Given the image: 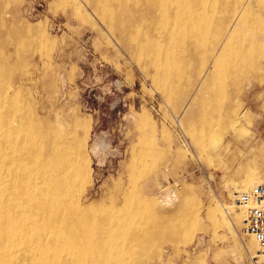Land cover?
I'll return each instance as SVG.
<instances>
[{
	"label": "rangeland",
	"instance_id": "rangeland-1",
	"mask_svg": "<svg viewBox=\"0 0 264 264\" xmlns=\"http://www.w3.org/2000/svg\"><path fill=\"white\" fill-rule=\"evenodd\" d=\"M106 1L98 12L88 0H0V88L20 117L76 138L88 170L79 196L118 224L115 253L132 264H253L232 199L264 181V80L243 83V94L222 77L206 83L214 68L199 76L197 53L179 62L183 79L158 82L146 42L155 35L165 48L175 20L140 0ZM121 3L126 16L112 13ZM200 90L209 105L183 126L185 99ZM243 112L250 121L236 139L230 123ZM170 187L180 199L164 208Z\"/></svg>",
	"mask_w": 264,
	"mask_h": 264
},
{
	"label": "bare ground",
	"instance_id": "bare-ground-1",
	"mask_svg": "<svg viewBox=\"0 0 264 264\" xmlns=\"http://www.w3.org/2000/svg\"><path fill=\"white\" fill-rule=\"evenodd\" d=\"M140 1L145 8L175 20L166 33L165 48L155 35L149 34L146 42L158 82L183 79L179 62L191 61L197 53L204 55L199 76L209 64L214 68L206 73V83L222 77L232 81L235 93L243 94V83L250 87L264 80V66L257 63L264 57V0ZM88 2L99 12L107 1ZM111 9L125 16L129 11L125 3ZM102 18L110 20L107 14ZM9 38L16 42L17 37ZM206 97L200 90L194 98L185 99L183 126L198 110L207 108ZM14 99L0 88V264H132L127 254L113 250L118 224L111 217L97 218L92 206L83 205L79 195L87 187L88 170L78 163L76 138L46 125L33 113L20 117L14 111ZM249 118V112L234 115L230 126L236 139ZM58 122L61 126L62 121ZM253 185L254 180L248 189ZM163 198L167 208L177 203L178 192ZM138 234L143 239L148 233L140 230ZM248 248L254 255L258 248L254 238Z\"/></svg>",
	"mask_w": 264,
	"mask_h": 264
},
{
	"label": "built area",
	"instance_id": "built-area-1",
	"mask_svg": "<svg viewBox=\"0 0 264 264\" xmlns=\"http://www.w3.org/2000/svg\"><path fill=\"white\" fill-rule=\"evenodd\" d=\"M169 191L173 194L177 189L170 187ZM232 204L244 214L241 228L243 234L252 236L257 242L258 248L252 256L253 264H264V181L249 191L235 192Z\"/></svg>",
	"mask_w": 264,
	"mask_h": 264
}]
</instances>
